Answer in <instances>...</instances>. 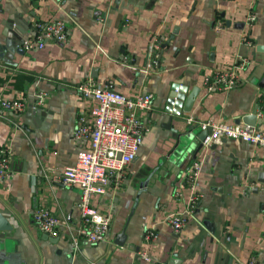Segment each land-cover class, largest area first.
<instances>
[{
  "label": "crops",
  "instance_id": "0c3cea01",
  "mask_svg": "<svg viewBox=\"0 0 264 264\" xmlns=\"http://www.w3.org/2000/svg\"><path fill=\"white\" fill-rule=\"evenodd\" d=\"M248 12L256 17L251 25ZM47 18L66 23L65 42L20 50L31 22ZM154 37L158 65L137 71L146 66ZM124 57L136 69L123 65ZM233 63H243L236 86L207 93L204 77ZM87 78L126 96L153 95L152 110L141 114L147 130L140 150L122 182L91 196L92 205L112 216L107 238L98 242L76 232L79 189L54 180L88 147L73 137L77 116L93 105L76 90ZM175 83L187 94L199 90L192 110L180 116L165 109ZM0 96L24 104L19 112L0 111V147L12 155L0 182V212L21 264H133L143 251L151 260L142 264H234L236 257L264 264V148L233 138L198 151L189 140L187 150L176 147L189 130L202 131V122L244 124L254 111L264 132V0H0ZM195 160L202 165L201 197L177 236L168 217L187 207L184 175ZM37 206L58 218V233L48 235L56 239L34 226ZM148 228L157 233L154 240L145 239ZM121 232L126 236L118 244Z\"/></svg>",
  "mask_w": 264,
  "mask_h": 264
},
{
  "label": "built area",
  "instance_id": "2783aa9c",
  "mask_svg": "<svg viewBox=\"0 0 264 264\" xmlns=\"http://www.w3.org/2000/svg\"><path fill=\"white\" fill-rule=\"evenodd\" d=\"M53 1L60 2V0ZM255 20L254 13L248 12L245 23L251 25ZM30 30V36L20 40L19 47L23 51L41 49L48 42L63 44L67 26L59 19L47 18V20L32 21ZM214 30L217 33L221 32L223 24L217 22ZM242 42L251 43L246 37L242 39ZM159 52L160 41L154 37L148 52V62L145 67L137 71H153L160 59ZM121 63L126 67L134 68L127 57H124ZM241 65L243 63H233L206 75L203 80L204 90L207 93L232 90L238 82V69ZM76 90L83 101L93 102V105L88 107L87 113L77 116L76 131L73 136L77 141L87 142L88 147L79 149L74 161L65 166L54 180L68 188L77 187L79 189L80 200L77 202V208L80 218L76 232L87 242H98L107 238L112 216L92 205L91 196L105 193L112 183L118 185L122 182L127 166L136 158L140 150L143 135L147 130L141 114L152 110L153 95L152 93H139L135 96H126L116 92L112 85L99 87L91 78L80 82ZM43 99L42 94L38 99V104ZM23 106L22 100H8L0 96V111L19 112ZM192 122V118L187 119V124H192ZM199 126L203 130H208V135L201 142L203 146L208 147L214 143H220L223 139L233 138L264 148V132L256 126L228 125L212 119L200 123ZM11 161L12 155L9 148L0 147V182L10 172ZM201 167V162L195 160L184 175L190 190L185 211L168 217L172 232L177 236L185 227L189 216L193 215V209L201 197L197 189ZM30 218L40 232L50 236L58 233V218L48 208L35 207L31 211ZM144 233L146 240H154L157 237V233L151 228L146 229ZM140 257L141 261L151 260V256L146 251L141 252ZM141 261L133 264H142ZM234 264L247 263L236 257Z\"/></svg>",
  "mask_w": 264,
  "mask_h": 264
},
{
  "label": "water",
  "instance_id": "95a60500",
  "mask_svg": "<svg viewBox=\"0 0 264 264\" xmlns=\"http://www.w3.org/2000/svg\"><path fill=\"white\" fill-rule=\"evenodd\" d=\"M230 23V22H228ZM20 50H22L19 47ZM23 51V50H22ZM192 91L187 94V87L185 85H180L178 83H175L171 87V92L169 94V97L166 101V111L171 113L172 116H180L181 112H190L192 110L193 103L195 101L196 96L199 93V90L197 87H193L191 89ZM36 115H40L41 112H39V109H33V111ZM244 124H250L254 125L256 123V111L247 114L242 119ZM208 135V130H203L200 131L199 133H196L192 129L189 130L187 133L184 135L180 136L177 141L176 147L178 148L179 151H183V148H185V142L186 141H191L192 144L195 143V150L198 151L200 148H202L203 144L201 143L205 137ZM195 140L193 141V139ZM192 148V145H191ZM185 150H187L185 148ZM10 167H12V162L9 164ZM11 229V225L8 222V220L3 216V214L0 212V264H21V259L20 255L13 252L11 250L10 246V238L7 236L6 232ZM44 238H48L49 240L56 239L57 237H50L46 234H42ZM125 233L121 232L119 234L117 243L118 244H123L124 239H125Z\"/></svg>",
  "mask_w": 264,
  "mask_h": 264
}]
</instances>
